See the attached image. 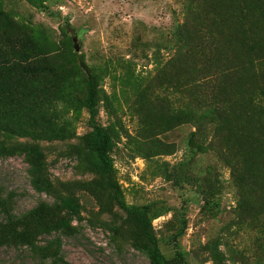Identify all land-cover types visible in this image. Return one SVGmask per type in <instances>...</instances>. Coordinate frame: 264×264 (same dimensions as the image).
<instances>
[{
    "label": "trees",
    "instance_id": "trees-1",
    "mask_svg": "<svg viewBox=\"0 0 264 264\" xmlns=\"http://www.w3.org/2000/svg\"><path fill=\"white\" fill-rule=\"evenodd\" d=\"M24 1L47 10V0ZM182 6L183 21L173 33L168 68H156L151 82L137 78L129 67L115 73L113 80L125 98L141 101L158 125L192 127L183 163L190 167L197 155L211 152L229 170L237 196L234 224L251 243L235 251L223 237L217 238L207 249L212 264H225L233 257L240 264H264V0H182ZM99 80L94 66L54 65L43 42L17 29L0 9V158L24 156L32 189L52 199L39 201L21 216L5 213L0 218V247L26 249L40 263L65 264L61 240L77 235L73 222H81V208L69 190L55 189L39 142L73 140L85 108L89 132L83 144L70 148L84 171L97 178L80 184L81 189L103 204L120 206L130 228L109 230L119 238L126 234L150 264H184L181 254L172 259L162 254L149 208L127 206L112 180L115 130L98 122ZM175 179L179 184L185 176ZM187 180L195 182L202 210L216 215L218 179L190 175ZM8 202L0 200V206Z\"/></svg>",
    "mask_w": 264,
    "mask_h": 264
},
{
    "label": "rangeland",
    "instance_id": "rangeland-1",
    "mask_svg": "<svg viewBox=\"0 0 264 264\" xmlns=\"http://www.w3.org/2000/svg\"><path fill=\"white\" fill-rule=\"evenodd\" d=\"M46 7L42 11L24 0H0L7 21L22 32L35 34L54 65L72 68L76 63L96 68L100 76L98 122L115 130L112 180L120 187L127 206L149 208L148 219L162 254L167 259L181 254L184 264H212L207 249L217 238L223 237L235 251L250 244L248 234L234 224L237 196L229 170L211 152L197 155L190 167L183 163L192 127L158 125L148 110L142 109L141 101L131 93L130 99L125 98L113 80L115 73L129 67L137 78H150L151 82L156 68H168L173 33L183 21L182 0H47ZM127 61L130 63L122 67ZM88 119L83 108L71 141L39 142L55 189L69 190L81 208V222H73L78 225L77 235L61 240L65 264H150L133 249L126 234L119 238L109 230L116 227L125 232L130 228L120 206L103 204L80 187L97 178L84 171L70 148L84 143ZM15 142L33 143L25 139ZM180 163L184 165L179 167ZM27 170L22 155L0 158V200L9 201L0 206V218L5 213L24 215L39 201L51 202V198L35 193ZM190 175L220 182L216 215L202 210L195 182L185 181ZM184 176V182L176 183L175 178ZM249 248L253 253L254 248ZM221 250L226 252L223 246ZM232 260L224 262H242L238 257ZM0 264L44 263L26 249L4 246L0 247Z\"/></svg>",
    "mask_w": 264,
    "mask_h": 264
},
{
    "label": "water",
    "instance_id": "water-1",
    "mask_svg": "<svg viewBox=\"0 0 264 264\" xmlns=\"http://www.w3.org/2000/svg\"><path fill=\"white\" fill-rule=\"evenodd\" d=\"M77 50V49H76Z\"/></svg>",
    "mask_w": 264,
    "mask_h": 264
}]
</instances>
